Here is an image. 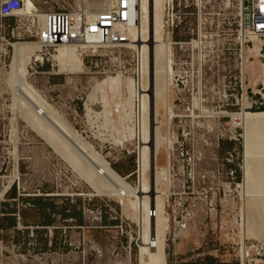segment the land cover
Listing matches in <instances>:
<instances>
[{
  "label": "rangeland",
  "instance_id": "rangeland-1",
  "mask_svg": "<svg viewBox=\"0 0 264 264\" xmlns=\"http://www.w3.org/2000/svg\"><path fill=\"white\" fill-rule=\"evenodd\" d=\"M36 1L43 10L85 5V0ZM239 2L181 0L178 25L170 34L161 29L163 5L154 7V17H161L157 36L169 43L174 67L166 100L159 99L164 124L159 127L164 139L159 164L167 173L153 214L162 232L163 263L240 264V240L264 238L260 206L263 219L254 221V203L264 199H244L238 184L243 132L235 114L245 108L264 111L254 109L252 91L264 75L254 49L244 55L245 68L241 62ZM18 19L0 18V203L4 212L18 220L24 213L26 220L19 223L15 248L39 264H141L139 235L150 198L98 194L75 171L80 162L87 171V161L65 144L59 129L58 134L47 125L53 116L81 138L92 157L102 158L138 187L136 48L105 45L85 58L82 72L60 73L51 62L34 58L28 81L36 97L15 101L4 78L13 54L7 40L16 41L11 31ZM152 28L155 34L154 23ZM35 107L49 110L38 115Z\"/></svg>",
  "mask_w": 264,
  "mask_h": 264
},
{
  "label": "bare ground",
  "instance_id": "bare-ground-1",
  "mask_svg": "<svg viewBox=\"0 0 264 264\" xmlns=\"http://www.w3.org/2000/svg\"><path fill=\"white\" fill-rule=\"evenodd\" d=\"M166 4L167 0H165L164 3H161V0H137L136 20H138V27L137 29L133 26L128 27V31L132 35V43L136 42L134 44H137V47L139 46L143 54L145 73L149 71V74H145L144 79H142L139 83V86H137L139 87V99L137 101H139L141 105V112H139V114H141V125L139 126V135L137 136L139 140L138 173L140 178V185L138 187L135 188L134 186H132L127 177H123L122 175H120L111 166L102 161V158L98 159L97 157H95V155L94 157H92V155H90L91 153H88L90 152V149L87 147V145H84L83 142H81V138H79V136H77V134L69 127L65 125L63 126V124L61 126V124L55 118H53V116H49V118H47V121L49 123L46 122L48 123L47 125L52 127L54 131H58L57 129L61 131V134L59 136L62 137V140L65 141L66 145L73 149L74 153L79 156L78 158L87 161V163L89 164V168L87 169V171L85 169L86 172L83 170V165L82 168L81 165H79L81 162L79 164L75 163V171H78L79 174L81 173V175L90 182L95 191L97 190L98 194L108 193V195L110 196L116 195L120 198H124L126 196L129 199L131 196L150 198L149 208L147 207V203H144V206L148 209V214L146 213V217L143 219L144 226L142 224L143 229L141 232V237L139 235L138 254L141 264H167L166 260H164L163 263L161 239L162 232L160 229L159 219L157 217L158 215L157 213L153 214V209L154 207L156 208L158 206V201L160 200L161 193L163 191V188L166 186L164 178L166 168H161L159 164V154L163 149L162 141L164 140L161 132L159 131L161 129H159V127L164 125L163 121L160 120L161 112L159 110V99H163V95H165L168 90L169 80L174 74L172 61L173 59L171 57V54H169L168 48L169 43L162 42L160 39H158L157 36L158 19L160 20L161 17L158 14L154 17L153 11L156 5V7H158L159 5H163L165 10ZM32 6L33 3L30 0L27 7L24 9V13L28 14L31 11ZM89 13L95 15L97 11H89ZM153 23L156 27L154 28L155 34L152 28ZM146 25L147 37L145 39L142 38V32L146 30ZM161 29L164 30L165 34V17L164 21L162 20ZM39 51L40 47L36 42H15L13 44L12 60L9 65L8 72L5 75L6 78L4 79L5 82H7V84L11 87L10 95L15 101H18L22 98L30 99L35 95L32 93V89L28 81V77H30L29 63L34 58H36L37 60H41ZM170 57L172 60L170 59ZM56 60L58 61V71L60 73L83 71L82 58L80 57L75 46H61ZM68 64H72L71 69H69ZM35 97L36 96H34V98ZM164 99L166 100V98ZM25 101L27 103H31L30 101ZM41 103L43 104V102ZM32 104L35 105L36 103H31V105ZM14 105L16 106V104ZM24 105H26L27 107V104ZM31 105L30 107H32ZM27 108L29 109V107ZM36 108L39 107H35V113H37L38 115H45V113H48L49 110L47 107H43L41 112ZM245 109L242 112L236 113L235 117L240 118L239 124L243 129L242 137L246 145V156L249 157L254 155H252L248 150L249 144H251V141L254 137V126H264V111L255 112ZM50 127V131H53ZM63 146L66 147L64 144ZM167 171L169 172V168ZM243 186L244 185L242 183H239L241 195L245 199L246 197H248V195H246V193L244 192ZM258 199H264V197H259ZM258 205L261 207V209L264 210V200L259 202Z\"/></svg>",
  "mask_w": 264,
  "mask_h": 264
},
{
  "label": "built area",
  "instance_id": "built-area-1",
  "mask_svg": "<svg viewBox=\"0 0 264 264\" xmlns=\"http://www.w3.org/2000/svg\"><path fill=\"white\" fill-rule=\"evenodd\" d=\"M30 0H0V18L18 17V24L11 31L16 38L15 42H36L40 47L41 64L51 62L52 67H58L56 60L61 46H75L82 58L83 65L88 55H95L105 45L118 47H135L137 50L135 74L144 79V58L138 52L136 42L132 43L129 26L137 29V0H85V5L73 9H39L36 0H31L33 6L27 14L24 9ZM102 2V3H101ZM181 0H167L165 6V31L173 33L178 8ZM240 19L237 33L242 38L239 51L241 62L244 64V55L254 49V58H257L264 68V0H240ZM89 11H97L95 15ZM27 14L24 21L20 15ZM26 22V23H24ZM131 42V43H130ZM38 61L35 58V62ZM175 65V63H174ZM71 69L72 64H68ZM59 68V67H58ZM242 69V72L244 71ZM249 94L248 89H244ZM254 109L264 108V75L254 85ZM253 98V97H252ZM252 105L249 107L252 108ZM244 109V108H243ZM243 132V129H242ZM242 137V133H239ZM238 139L237 135L235 136ZM243 138V137H242ZM239 184V183H238ZM238 243V241H237ZM240 264H264V238L246 237L240 240Z\"/></svg>",
  "mask_w": 264,
  "mask_h": 264
},
{
  "label": "crops",
  "instance_id": "crops-1",
  "mask_svg": "<svg viewBox=\"0 0 264 264\" xmlns=\"http://www.w3.org/2000/svg\"><path fill=\"white\" fill-rule=\"evenodd\" d=\"M245 141L242 140L241 177L243 190L249 198L258 199L264 197V126H254V137L249 144V152L253 156H246ZM244 163V164H243ZM243 167V168H242ZM3 204L0 203V264H39L28 254L20 252L15 247L19 244L15 239L19 223H25V214L21 220L14 217L11 212H4ZM260 207L254 203V221H262ZM36 225H38V222ZM49 250V249H47ZM46 254H50L46 251Z\"/></svg>",
  "mask_w": 264,
  "mask_h": 264
},
{
  "label": "trees",
  "instance_id": "trees-1",
  "mask_svg": "<svg viewBox=\"0 0 264 264\" xmlns=\"http://www.w3.org/2000/svg\"><path fill=\"white\" fill-rule=\"evenodd\" d=\"M261 110H264V108H261Z\"/></svg>",
  "mask_w": 264,
  "mask_h": 264
}]
</instances>
